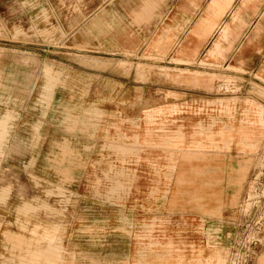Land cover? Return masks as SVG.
<instances>
[{
    "label": "rangeland",
    "instance_id": "1",
    "mask_svg": "<svg viewBox=\"0 0 264 264\" xmlns=\"http://www.w3.org/2000/svg\"><path fill=\"white\" fill-rule=\"evenodd\" d=\"M140 2L0 0V117L11 114L0 154V192L8 190L0 264L262 262L257 65L227 56L175 63L176 49L149 47L165 15L134 23ZM209 125H235L234 140L224 145L216 135L218 147H209L201 135ZM147 130L139 143L134 134ZM197 143L204 159H183ZM24 203L32 209L19 210ZM45 231L54 249L33 259L31 250L48 248ZM5 232L24 241L7 242Z\"/></svg>",
    "mask_w": 264,
    "mask_h": 264
},
{
    "label": "crops",
    "instance_id": "2",
    "mask_svg": "<svg viewBox=\"0 0 264 264\" xmlns=\"http://www.w3.org/2000/svg\"><path fill=\"white\" fill-rule=\"evenodd\" d=\"M138 1V0H135ZM140 6L133 12V21L136 24L148 23L158 14L165 15L164 26L162 32L156 38L152 39L149 47L156 52L165 54L168 49H176L172 57V61L180 65L189 66L194 61L200 66L209 65V60L226 57V60L235 59L236 62H246L251 65H257L254 68L257 79L264 83V0H139ZM233 49V52H231ZM225 54V55H224ZM202 55V56H201ZM201 58H200V57ZM196 60V58H198ZM225 60V61H226ZM224 61V62H225ZM121 66L125 61L119 62ZM139 64L137 71H140ZM229 69L237 70L235 66H228ZM256 69V70H255ZM180 74L192 73L195 77L206 74L207 72L192 71L188 68L177 69ZM47 80L46 89L49 91L52 83L50 82V68L44 69ZM213 77H217V73H207ZM264 95V88L261 89ZM57 91L52 94V100L56 98ZM0 97V107L1 105ZM28 105V104H25ZM38 107L37 103H34ZM29 106V105H28ZM30 107V106H29ZM40 107V106H39ZM1 109V108H0ZM161 111V110H160ZM151 121V115H147ZM11 119L9 112L0 117V154L2 153L3 143L6 141L8 134V121ZM235 125H230L226 131L217 129L214 125H209L203 129L201 133L203 139L210 142L209 147L217 148L218 145L215 136H220V141L227 145L234 140ZM151 132L147 130L145 133L136 132L135 139L139 143H145L146 136ZM164 142H171L172 135H164ZM179 138V145L182 135L180 132L176 135ZM247 141V143H246ZM249 138L244 137V145L248 146ZM206 148L205 145L197 143L188 147L183 159L189 161L192 158L204 159ZM203 154V156H196ZM181 181V180H180ZM8 190L3 189L0 192V200L6 199ZM195 199L196 202L202 200ZM32 209L28 203H24L19 207L22 212ZM10 232L4 233V240L13 242L18 236ZM43 238L48 240V248L31 250L29 254L33 259L38 255L49 253L54 249L52 237L49 231H45ZM24 241V239L22 238ZM2 256V255H1ZM4 257V256H2ZM32 259V260H33ZM6 264L4 260L2 262ZM260 263V262H259ZM264 264V256L262 262Z\"/></svg>",
    "mask_w": 264,
    "mask_h": 264
}]
</instances>
